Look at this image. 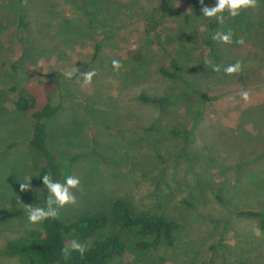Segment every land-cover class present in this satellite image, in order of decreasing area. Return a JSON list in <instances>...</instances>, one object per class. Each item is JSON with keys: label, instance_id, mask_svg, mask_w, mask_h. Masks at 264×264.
Segmentation results:
<instances>
[{"label": "rangeland", "instance_id": "rangeland-1", "mask_svg": "<svg viewBox=\"0 0 264 264\" xmlns=\"http://www.w3.org/2000/svg\"><path fill=\"white\" fill-rule=\"evenodd\" d=\"M159 2L0 0V244L39 227L28 222L23 204L46 206L38 182L45 159L29 143L33 120L14 106L26 90L35 108L48 100L61 105L47 122V145L61 162V182L67 175L80 178L72 190L76 203L61 208L59 217L107 212L122 197L136 210L163 213L180 225L174 247L111 264H264V216L261 225L259 217L239 213L264 212V4L228 15L216 31L231 29L234 42L214 40L215 58L205 45L211 19L190 0H173L163 18ZM149 19L152 34L189 20L183 80L159 71L169 68V52L183 38L170 32L173 41L164 37V47L147 39ZM241 36L244 45L235 43ZM113 59L123 64L118 72ZM237 60L243 72L226 75L223 67ZM73 68L97 75L84 86L79 72L71 79L63 74ZM241 90L250 92L248 102ZM141 93L171 100L159 107L139 101ZM25 177H32L31 188L21 191Z\"/></svg>", "mask_w": 264, "mask_h": 264}, {"label": "trees", "instance_id": "trees-1", "mask_svg": "<svg viewBox=\"0 0 264 264\" xmlns=\"http://www.w3.org/2000/svg\"><path fill=\"white\" fill-rule=\"evenodd\" d=\"M260 1L264 4V0ZM190 2L193 3L195 10L201 11L200 0H190ZM173 5V0H161L157 5L160 16L164 18ZM204 5L212 6L206 3ZM224 16L226 21L228 13L225 12ZM188 22L187 19L176 20L174 28L166 26L165 30L156 31L154 34L151 32L154 25L150 19L145 24L147 39L163 47L168 42L163 40L164 37H170L173 41L170 32L183 38L182 45L181 43L178 46L173 45V50L169 52V68H159L161 74L171 79L183 80L181 61L189 55V52L183 48L188 42L186 33L184 37V28ZM20 24L26 26L22 20ZM223 24H219L215 19L207 22L208 35L205 45L209 48V55L215 58H218V48L212 39V34ZM99 45V43L95 45L96 52L99 50ZM181 48L183 52L179 55L177 52L179 53L178 50ZM138 100L164 107L171 98L166 95L155 97L141 93ZM14 106L18 112L27 113L33 120L29 143L45 159V164L38 175V182L46 199L48 191L43 185L41 176L51 173L54 180L61 181V162L47 145V122L58 113L61 105L53 104L48 100L41 108H35V97L26 90H21L14 100ZM170 131L174 134L185 132L176 128H171ZM239 213L259 217L260 224L263 225V211L241 210ZM179 227L178 222L163 213L136 210L128 200L118 197L112 201L107 212L95 210L78 214L73 218L47 219L40 223L39 227L25 228L14 236H8L0 244V259H14L18 264H111L117 259L124 262L144 260L162 248L174 247ZM111 228L120 232H114ZM124 232L136 237V240L130 243L125 238ZM72 239L88 245L84 256L76 251L64 252ZM221 245L220 239L212 244L210 249L215 251Z\"/></svg>", "mask_w": 264, "mask_h": 264}, {"label": "clouds", "instance_id": "clouds-1", "mask_svg": "<svg viewBox=\"0 0 264 264\" xmlns=\"http://www.w3.org/2000/svg\"><path fill=\"white\" fill-rule=\"evenodd\" d=\"M26 3V0H25ZM202 5L201 11L202 16L208 19H215L219 24H223L225 21L224 13L227 12L229 16L236 17L240 15L242 10L246 9H256L259 7V0H216L214 6L204 5V0H200ZM234 32L229 29L227 32L216 31L212 34V39L224 44H232ZM235 43L239 45H244V37L241 36L235 40ZM114 71H119L123 64L118 59H113L111 61ZM208 61H205L207 64ZM244 69L243 61L237 60L235 63L225 65L223 67V72L226 75H237L239 76ZM213 71H221L220 65H213ZM79 72L83 80V85H90L93 77L97 75L96 71H83L81 72L78 68H73L72 70H66L63 74L71 79L73 75ZM240 98L248 102L250 100V92L248 90H241L239 93ZM229 99H235V97H230ZM31 178L25 177V182L20 184V190L25 191L31 188ZM43 185L47 188L48 196L45 201V207H33L31 204H23L24 209L27 211V219L30 224H39L47 219H56L59 217L60 209L69 204L76 203V195L72 191L73 189H78L80 186V178L74 175H67L63 182L60 180H54L51 173H46L41 176ZM259 235V232L256 233ZM88 250V245L86 243H81L76 239H72L70 244L64 249V252L76 251L81 256H84Z\"/></svg>", "mask_w": 264, "mask_h": 264}]
</instances>
